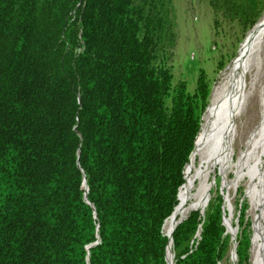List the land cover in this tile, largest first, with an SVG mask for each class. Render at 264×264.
I'll use <instances>...</instances> for the list:
<instances>
[{"label": "trees", "instance_id": "16d2710c", "mask_svg": "<svg viewBox=\"0 0 264 264\" xmlns=\"http://www.w3.org/2000/svg\"><path fill=\"white\" fill-rule=\"evenodd\" d=\"M216 2L246 32L263 12L259 0ZM173 4L0 0V264L227 258L220 188L204 212L164 233L213 101L203 69L193 93L185 80L174 84ZM246 207L237 264L251 263Z\"/></svg>", "mask_w": 264, "mask_h": 264}, {"label": "rangeland", "instance_id": "374dc122", "mask_svg": "<svg viewBox=\"0 0 264 264\" xmlns=\"http://www.w3.org/2000/svg\"><path fill=\"white\" fill-rule=\"evenodd\" d=\"M173 7L176 13L175 30L178 35L177 45L173 49V52H168L166 63L172 68V72L175 76L174 84L185 80L187 82L188 91L193 93L197 87V81L200 75L199 72L203 69L208 74L211 84V93L214 98V90L221 84L227 71L243 53V49L252 37L251 35L255 32V28L264 18V0H259V5L257 6V10L263 9L262 15L256 25L247 30L248 32L245 31V22L242 21L241 23L237 17L226 12L222 2L218 4L216 0H174ZM219 63L225 65L222 71L218 70ZM261 80L262 81L258 82L256 88H254L255 90L253 89L252 98L249 102L248 110L246 111L247 114L241 121V133L239 130L234 132L235 134L233 136L231 148L225 153L221 163L211 172L212 175L209 182L211 188L210 195L212 191L211 199L214 196L213 193L220 188L219 192L223 195L224 199L223 221L225 224L226 235L230 236V249L227 254L228 256L221 264L238 263V257L236 262L232 259L231 253L234 247V242L226 226L230 210L232 211V214H234L232 226L233 229L236 230L238 238L241 219L240 209L241 206H247L245 221L246 223H250L252 239L254 237L252 215L248 212L250 201L248 194H246V190L250 186V183L246 177L240 184L233 187L235 181L240 178L238 174H234L233 171L231 172V168L237 161L239 155L238 152L240 149H236V146L240 136L243 141L248 139L250 131L257 125L261 118L262 112L260 108L261 99L259 91L264 87V78L262 77ZM206 111L207 109L204 112L205 114ZM205 114L206 122L207 114ZM203 141L204 138L202 134L201 141L195 151L196 155L188 167L189 178L197 176L196 174L198 172L200 161V154L198 151L202 147L204 143ZM246 171L243 170V173H246ZM228 195L231 199L230 203H228ZM193 198V195L189 196L186 202L190 201L189 203L191 204ZM201 211L204 212L205 210ZM181 219L183 218L181 217ZM235 244L237 245V239ZM172 260H174V257Z\"/></svg>", "mask_w": 264, "mask_h": 264}, {"label": "bare ground", "instance_id": "6f19581e", "mask_svg": "<svg viewBox=\"0 0 264 264\" xmlns=\"http://www.w3.org/2000/svg\"><path fill=\"white\" fill-rule=\"evenodd\" d=\"M254 31L243 49V53L230 67L221 84L213 92L214 98L206 111V122L202 131L204 143L198 151L200 161L197 176L188 179V184L183 192V205L175 217L169 219L164 227V233L170 237H172L177 217H182L181 220H184L191 211L205 210L208 206L211 200L209 184L211 172L221 163L223 156L231 148L234 132L239 130L241 133V121L247 114L253 89L256 88L258 82L262 81L261 78H264V18ZM259 92L261 118L250 131L248 139L243 141L240 136L236 146V149H240L239 155L231 168V172L238 174L240 178L235 181L233 187L240 184L246 177L250 183L246 190L250 201L248 212L252 215L254 234L250 249V264H264V87ZM243 170L246 173H243ZM191 195L194 197L193 201L188 207H185L184 204ZM227 199L230 203L229 195ZM228 215L226 226L233 238L234 247L231 255L233 261L236 262L237 233L232 226L234 214L230 210ZM172 256L173 247L171 246L168 258L172 260ZM171 260L172 263L173 260Z\"/></svg>", "mask_w": 264, "mask_h": 264}, {"label": "water", "instance_id": "95a60500", "mask_svg": "<svg viewBox=\"0 0 264 264\" xmlns=\"http://www.w3.org/2000/svg\"><path fill=\"white\" fill-rule=\"evenodd\" d=\"M211 96H212V95H211ZM86 188H87V191H88V186H87V185H86ZM202 213H203V212H202ZM186 218H188V216H187ZM184 220H186V219H184ZM184 220H183V221H184ZM183 221H182V222H183ZM182 222H181V223H182ZM165 223H166V222H165ZM181 223H179V224H181ZM179 224H178V225H179ZM176 228H177V227H176ZM236 246H237V245H236ZM235 253H236V247H235ZM167 261H168V260H167Z\"/></svg>", "mask_w": 264, "mask_h": 264}]
</instances>
